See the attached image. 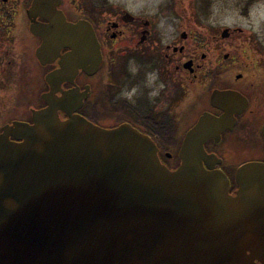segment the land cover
<instances>
[{"label": "water", "instance_id": "1", "mask_svg": "<svg viewBox=\"0 0 264 264\" xmlns=\"http://www.w3.org/2000/svg\"><path fill=\"white\" fill-rule=\"evenodd\" d=\"M60 1L34 0L29 13L47 20L32 25L44 37L39 57L69 47L55 76L73 81L103 56L90 22L68 21ZM87 95L50 93L32 124L0 133V264H264V162L241 165L231 191L204 148L231 118L201 116L173 170L130 124L74 113Z\"/></svg>", "mask_w": 264, "mask_h": 264}, {"label": "flooded vegetation", "instance_id": "2", "mask_svg": "<svg viewBox=\"0 0 264 264\" xmlns=\"http://www.w3.org/2000/svg\"><path fill=\"white\" fill-rule=\"evenodd\" d=\"M33 1L0 0V133L16 121L32 124L34 111L48 106L44 96L88 89L74 113L104 128L130 124L153 139L162 162L173 170L181 163L187 133L206 113L232 119L220 137L204 143L208 154L221 159L215 167L226 173L231 191L241 165L264 162V40L253 32L233 26L220 35L193 29L166 33L154 29L155 21L141 8L132 12L110 0H61L58 8L68 21L90 22L103 56L97 72L81 70L66 81L55 72L70 48L39 57L44 37L32 25L47 20L30 15ZM256 1L246 0L247 9ZM133 87L139 89L135 103L119 98ZM150 91L158 95L150 99ZM59 115L67 118L62 110Z\"/></svg>", "mask_w": 264, "mask_h": 264}, {"label": "rangeland", "instance_id": "3", "mask_svg": "<svg viewBox=\"0 0 264 264\" xmlns=\"http://www.w3.org/2000/svg\"><path fill=\"white\" fill-rule=\"evenodd\" d=\"M262 2L264 0H257L248 9L246 0H117L113 4L124 6L132 12H139L141 8L147 19L155 21L154 29L166 33L174 29H178L179 33L183 29H193L199 35H206L207 30L210 34L220 35L223 28L240 26L253 32L257 40H264L250 27L253 19L250 11L258 16L264 11ZM226 17L231 26L222 23Z\"/></svg>", "mask_w": 264, "mask_h": 264}, {"label": "clouds", "instance_id": "4", "mask_svg": "<svg viewBox=\"0 0 264 264\" xmlns=\"http://www.w3.org/2000/svg\"><path fill=\"white\" fill-rule=\"evenodd\" d=\"M112 3H117V0H110ZM261 7L264 8V2L261 3ZM255 8V6H254ZM250 16L253 17L250 27L251 30L256 32L259 36L264 37V11H262L258 16L255 14L254 11H250ZM222 23L227 24V26H231V22L229 19L226 17ZM148 77L155 76L158 78V74L156 73H149L147 75ZM160 88H163V84H160ZM139 89L137 87H133L131 90L128 89H123L120 93V97L122 99H126L130 103H135V97L138 95ZM158 95L157 92L155 91H150L149 92V98H153L154 96Z\"/></svg>", "mask_w": 264, "mask_h": 264}, {"label": "trees", "instance_id": "5", "mask_svg": "<svg viewBox=\"0 0 264 264\" xmlns=\"http://www.w3.org/2000/svg\"><path fill=\"white\" fill-rule=\"evenodd\" d=\"M252 1H254V0H252ZM170 152H172V153H173V150H170Z\"/></svg>", "mask_w": 264, "mask_h": 264}]
</instances>
